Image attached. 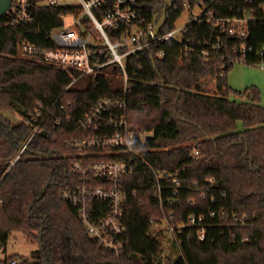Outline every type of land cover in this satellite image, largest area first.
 <instances>
[{"label": "trees", "instance_id": "trees-1", "mask_svg": "<svg viewBox=\"0 0 264 264\" xmlns=\"http://www.w3.org/2000/svg\"><path fill=\"white\" fill-rule=\"evenodd\" d=\"M172 4L161 34L174 28L185 9L205 8L204 15L212 12L214 21L189 23L183 44L155 45L129 61L127 112L138 142L146 136L144 159L181 185L178 204L169 207L164 202V210L174 212L175 221L185 225L179 235V259L172 264H264V106L257 95L231 101L227 81L236 62L264 63V0ZM163 5L162 0L144 1L147 23H153ZM76 12L40 8L32 24L16 27L0 17V249L5 251L12 234L20 233L38 249L30 258H11L10 264H162L161 244L151 223L160 221L162 214L149 169L140 167L124 183L127 231L122 256L89 239L76 209L63 198L77 182L70 174L73 151L66 143L83 136L78 121L98 100L116 97L119 84L99 78L98 86L64 92L77 75L19 57L18 45L52 48L51 32L63 27L62 17ZM244 17L253 18L245 40L214 27L216 20ZM218 42V57H206L203 52ZM243 44L251 52L242 54ZM160 52L164 56L157 59ZM40 103L50 111L42 127L48 135L37 134L15 162L32 130L8 115L31 119ZM169 196L164 192V201ZM192 216L204 217L202 241L196 235L199 228L189 224Z\"/></svg>", "mask_w": 264, "mask_h": 264}, {"label": "built area", "instance_id": "built-area-1", "mask_svg": "<svg viewBox=\"0 0 264 264\" xmlns=\"http://www.w3.org/2000/svg\"><path fill=\"white\" fill-rule=\"evenodd\" d=\"M144 1L78 0L79 8L72 14L76 20L75 26L71 29L64 27L54 29L50 34L52 48L41 49L26 42L18 45L19 57L36 60L44 66L74 72L77 75L75 82L90 78L91 85L98 86L97 80L105 78L113 79L119 84L116 97L98 100L78 121L77 129L83 136L66 143L73 151L70 174L77 178V182L63 194L64 200L76 209L78 219L89 239L115 256L124 254V236L127 231L124 223L127 202L124 183L140 167L149 169L153 174L154 191L162 214L160 221L152 220L151 223L155 226L164 224L177 249L182 244L179 235L185 226L184 223L175 221L174 212L167 213L164 210V202L169 207L178 204L181 186L179 181L150 166L142 156L147 152L146 136H142L138 142L128 123V98L132 87L128 74L129 61L155 45L172 43L181 45L185 42L183 37L185 28L179 31L173 28L152 37L153 23H147L144 17ZM46 7L55 9L61 6L58 0H12L3 18L9 27L29 25L34 22L35 10ZM262 8L264 14V5ZM200 10L201 16L192 19L190 23L210 24L214 21L212 12L205 16L206 9ZM252 19L244 17L216 20L214 27L221 26L222 32L226 30L230 37L245 40L248 38L247 26ZM220 49L221 45L218 42L203 54L215 58L218 57L216 51ZM240 52L246 54L251 50L243 44L240 46ZM163 56L164 53L160 52L156 58L162 59ZM75 82L64 92L72 88ZM49 115L50 111H45L40 103L36 106L31 119L19 118V121L32 130V134L21 148L15 162L37 134L45 133L42 127ZM66 118L67 122L71 121L70 116ZM61 124L62 121H59L56 126L59 127ZM56 126H53L54 130ZM192 156L197 158L198 152L193 151ZM165 180L168 183L163 185ZM164 192H170L166 201L163 199ZM133 197H137L136 192L133 193ZM210 217L214 218L215 214L211 213ZM203 220L204 217L189 218V224L199 228L196 234L199 241H202L205 235ZM238 220L234 218L236 224L239 223ZM245 221L246 218H243L242 222Z\"/></svg>", "mask_w": 264, "mask_h": 264}, {"label": "rangeland", "instance_id": "rangeland-1", "mask_svg": "<svg viewBox=\"0 0 264 264\" xmlns=\"http://www.w3.org/2000/svg\"><path fill=\"white\" fill-rule=\"evenodd\" d=\"M58 2L63 8H79L78 0H58ZM201 13L200 9H195L193 11L185 9L181 17L174 24V30H182L189 25L192 19L200 17ZM75 24L76 20L72 15L63 18V27L65 29H71ZM263 68L264 63L256 66H249L242 62L234 63L227 75V81L232 90L229 99L231 101L240 102L244 97L248 100V97L255 98L257 95L259 102L264 106ZM90 85V78H84L75 82L72 86V90L83 92L87 90ZM8 117L15 123L19 121V117L14 114L10 113ZM148 137L150 138L151 135H148ZM165 228L166 226L164 224H158L152 229V234L154 237H158V241L161 244L162 264H172L179 259V249H177L172 236H170ZM37 249L38 246L36 243H31L20 233H13L8 242L6 254L0 253V264H4L6 260H8V264H10L11 258L16 262L21 258H29L31 257V253Z\"/></svg>", "mask_w": 264, "mask_h": 264}, {"label": "water", "instance_id": "water-1", "mask_svg": "<svg viewBox=\"0 0 264 264\" xmlns=\"http://www.w3.org/2000/svg\"><path fill=\"white\" fill-rule=\"evenodd\" d=\"M12 0H0V17L3 18L7 10L9 9L11 5ZM164 5L163 7L156 12L154 15L153 20V30H152V37L158 36L165 23H166V14L169 12L172 8V0H162ZM42 136H45V133H42Z\"/></svg>", "mask_w": 264, "mask_h": 264}, {"label": "crops", "instance_id": "crops-1", "mask_svg": "<svg viewBox=\"0 0 264 264\" xmlns=\"http://www.w3.org/2000/svg\"><path fill=\"white\" fill-rule=\"evenodd\" d=\"M38 246V245H37ZM0 250H2V249H0ZM6 252H7V247H6V250L4 251V250H2V253L5 255L6 254ZM34 252V251H33ZM30 258V257H29Z\"/></svg>", "mask_w": 264, "mask_h": 264}]
</instances>
